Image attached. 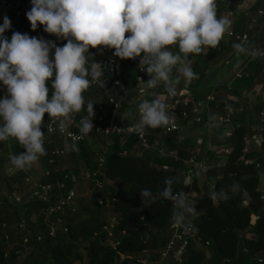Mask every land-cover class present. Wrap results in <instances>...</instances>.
Segmentation results:
<instances>
[{"label":"trees","instance_id":"1","mask_svg":"<svg viewBox=\"0 0 264 264\" xmlns=\"http://www.w3.org/2000/svg\"><path fill=\"white\" fill-rule=\"evenodd\" d=\"M259 1L237 17L233 29L239 33L248 31L252 37V49L264 48V15L258 14V11L264 12V4ZM23 2L29 11L31 0ZM215 3L217 18L221 12L236 7L235 0H215ZM255 12L256 17L252 15ZM10 20L12 27L4 33L9 40L13 31L36 37L37 30L33 31L23 18L14 20L12 17ZM220 43L221 40L218 48H211L218 55ZM167 48L171 51L173 45ZM113 53L114 49L102 46L90 47L85 53L89 71L92 63L108 62V66L101 71L99 78L103 87L99 82L91 83L83 94L84 108L79 113L70 114L74 121L88 115L89 101L93 109L106 113L108 119L116 113L120 120L128 111L133 114V122L139 119V68L131 59H120ZM140 57L143 59V54ZM256 64L262 69L264 58L257 55ZM145 67L147 69L148 65ZM154 76V73L146 72L145 79L148 82ZM248 77H251L250 71L244 72L237 81L249 82ZM54 78L47 82L49 98ZM88 78L92 81L91 75ZM237 89L235 86L231 93L236 94ZM0 90L6 91L2 82ZM150 93L151 101L157 100L152 88ZM199 97H195L196 101ZM238 105H243L252 119L255 114L260 115L261 142L257 148L252 149L254 139L249 123L236 124L231 132V145L227 147L229 152L221 149L218 153L199 149L176 133L163 135L160 128L145 126L152 132L150 143L155 148L150 151L153 157L140 153V140L130 134L94 135L101 139L102 146L110 142L103 155L94 149L88 139L69 146L58 133H50L46 129L45 123L50 120L46 113L41 125L45 148L42 156L47 159L51 176L43 177L41 181L47 183L64 179L68 186L73 185L77 198L71 206L76 210L66 207L63 217L68 230H61L52 236L49 225L55 216L46 221V210L51 203L31 199L32 186L26 182L22 172L16 175V180L1 176L0 195H20L22 199L7 200L0 208V234L3 236L0 241V264H264V100L256 97L250 101L246 98L245 103ZM194 117L191 112L184 122ZM250 117L246 116V119ZM14 146L16 152L26 150L17 140ZM56 148H67L66 155L70 152L75 154L88 171L80 175L78 169L70 171L61 167L64 156L57 157L55 163L50 164L48 160ZM160 148L175 150L180 160L164 156L159 152ZM191 156L206 162L199 176L201 180L195 177L190 185L191 189L201 194V198L187 201L200 214L193 217L185 213L188 216L185 227L176 235L173 218L178 209L174 201L164 198L162 193L169 187L165 182L171 180L172 193L180 191L186 195L189 187L180 188L176 169L185 168L184 160ZM3 159L1 157L0 162ZM66 175H69L68 179ZM97 180L104 183L103 188L98 189ZM234 182L240 187L235 188ZM142 189L148 190L150 195L142 196ZM96 191L105 200L104 204L98 202ZM245 192L251 197L246 204ZM212 193L216 194L215 201L211 199ZM225 194L230 198L224 200ZM113 218L116 221L111 235L105 226ZM188 227H191V232ZM192 233L196 237H191ZM39 235H42L40 240ZM184 239L187 244L183 249ZM171 241L174 242L173 248H169Z\"/></svg>","mask_w":264,"mask_h":264},{"label":"clouds","instance_id":"2","mask_svg":"<svg viewBox=\"0 0 264 264\" xmlns=\"http://www.w3.org/2000/svg\"><path fill=\"white\" fill-rule=\"evenodd\" d=\"M26 17L35 31L42 25L44 31L63 38L66 43L57 46L44 38L30 37L27 33L13 31L10 40L4 35L11 29L10 18L5 15L0 24V82L6 86L7 95L0 98V141L10 137L18 141L26 152L9 157L11 164L24 170L45 154L44 132L41 125L47 113L53 122L60 119L59 131L66 130L65 121L71 113L84 108V92L90 87L88 76L100 83V66L85 65V53L89 48L103 46L114 49L120 59H134L143 54L141 68L154 73L148 87H155L157 78L168 81L172 67L180 64L186 80L198 78V74L184 60L189 54L200 55L216 48L231 21L217 18L215 0H31ZM178 45L179 53L173 54L167 46ZM234 48L244 51L241 44ZM54 49L52 58L50 52ZM180 54H183V58ZM255 55V53H253ZM53 92L49 98L47 82L52 78ZM175 95L174 90H169ZM141 125L157 128L167 125L169 117L165 105L159 100L144 101L138 106ZM88 115L79 123L81 135L92 131L93 104L87 103ZM52 132L51 127L48 128ZM163 154V153H162ZM162 196L174 201L178 211L173 222L184 226L188 216H198L187 203L185 193L173 194L171 180L165 182ZM234 187L240 185L234 182ZM142 196L150 192L141 190ZM247 200L251 197L245 192ZM230 197L225 194L224 200ZM216 200V194H211ZM188 214V216L185 215Z\"/></svg>","mask_w":264,"mask_h":264},{"label":"crops","instance_id":"3","mask_svg":"<svg viewBox=\"0 0 264 264\" xmlns=\"http://www.w3.org/2000/svg\"><path fill=\"white\" fill-rule=\"evenodd\" d=\"M241 14L242 13L237 11V8L235 7L232 10L221 12L219 16L225 17L230 20L231 25L228 30H233L234 27H236L235 20ZM5 15H7L10 19L13 17V19L16 20L13 14L0 6V24L3 23V17ZM246 33L248 34V31H246ZM36 37L44 38L46 41H49L47 35L43 33L37 34ZM235 44L240 43L236 39L228 36L227 34H224L220 43V58H218L219 55L216 52L211 51V48L209 47L206 52H202L200 55L189 54V56L184 60L185 65H188L189 61L191 62L190 66L192 67V70L198 74V78L192 79L190 81L186 80L181 72L182 66L180 64H177L174 67V72L169 73L168 81L157 78L155 87H150L153 89L156 99H159L161 102L164 99V96L167 94V91L170 89L166 88L168 85H170V87H180L176 91H190L188 93H191L194 98L199 95L201 96L198 100L204 101V116L201 122L202 124L196 122L195 117L191 118L187 122H184L185 119L182 118V137L185 134L184 140L191 141L197 148L204 149L205 151L210 150L218 153L221 149H227V147L231 145L232 129L236 124L238 125L240 123L250 124L249 130L250 132H252L251 137H253L254 139L253 142H251V144L253 145L252 149H254L255 147L257 148V146L261 142L259 133V130L261 128L259 122L261 119L259 115L256 116L257 119H255V116L253 117L254 119H252V117H250V114L245 111L244 106L238 104H240L241 102L245 103L246 98H248L250 101L252 99L255 100L256 97L262 98V100H264V67L260 69L257 64L255 65V58L252 56V44L251 46H243L244 51L240 52H238L234 48ZM255 49L258 48L255 47ZM171 52H173V54L179 53L178 45H173V49L171 50ZM53 53L54 49L50 52L51 57L53 56ZM180 55L183 58V54ZM215 66L222 69L221 71H219V75L220 72H223L219 76V78H215L214 76H212V72L214 70L218 71ZM246 71L251 72V77H248L250 81L245 83H240V81H237ZM235 86L238 89L237 91H235L237 93L233 94L231 93V90L234 89ZM212 90H215L216 92H210ZM212 97L213 99L207 101L208 98ZM239 99L241 100V102L239 101ZM206 101L208 102V106H206ZM228 108L231 111L229 110L228 112H226ZM233 110L236 111L233 112ZM246 116H249L251 120L248 118L246 119ZM221 118H224V121H221ZM227 118L229 120H227ZM124 120L133 121V114L132 116L125 115ZM199 132L202 133V135L199 134ZM93 136L91 135V137ZM91 139H89V143L93 146L92 141H90ZM15 140L16 139L10 137L7 141H0V158L4 157V159L0 162V180L2 179L1 176H9V178H13L16 180V175L20 172H22L26 176V178L28 176H32L35 180H41L44 171L46 170V167L43 169V166H45V164L48 165L47 159H45L44 163H41V159L39 158L37 162L32 164L30 167H26L24 170L15 168L11 164V161L9 159L10 154L12 152H16L14 146ZM95 140L101 142V139L99 137H95ZM1 142L4 143V151H1ZM109 145L110 142L107 141V145H103L104 147H102L105 150L107 147H109ZM138 150L142 154L147 153L148 156L153 157V152H151L150 150H142V148ZM61 164V167L63 166L64 168V164L62 161ZM176 170V176L178 180L179 172H181V174L187 180L185 184L180 186V188L183 186L189 187L186 193L187 200L195 201L201 198L200 193L190 188L192 176L189 175L186 168H183L180 171H178V169ZM85 171L88 170L84 168L82 170V173ZM263 180L264 173L262 172V185L264 187ZM3 192H6L5 188H3ZM179 192L180 191H178L177 193Z\"/></svg>","mask_w":264,"mask_h":264},{"label":"built area","instance_id":"4","mask_svg":"<svg viewBox=\"0 0 264 264\" xmlns=\"http://www.w3.org/2000/svg\"><path fill=\"white\" fill-rule=\"evenodd\" d=\"M0 6H2L5 10L13 14L15 19L23 18L25 20V23L28 26H31L29 20L26 17L27 9L24 6L23 0H0ZM37 34H45L47 35V38L49 41L55 42L57 46H63L64 43H66V40L63 38H57L54 34H49L44 31V28L42 25L38 24L37 27ZM228 36L236 39L242 46H251L252 39L247 33H239L235 32L232 29H229L225 32ZM103 47V46H102ZM106 49H109L107 47H104ZM218 48V46L216 47ZM213 48V49H216ZM111 49V48H110ZM255 55L264 58V48L263 49H253L252 50ZM141 57H136L134 59H131L132 62L136 63V65L139 68V75L137 78V82L139 85V95L141 98V102L147 101L151 103V93H150V87H148V82L145 79V74L147 72V69L145 65L143 68H141ZM100 66V71H103L108 66V62H102L98 64ZM87 67V63L85 65ZM174 69V66L172 67V71ZM173 73V72H172ZM96 83V81H90V84ZM173 90V89H171ZM175 91V95H171L170 91L167 92V94L164 96V99L162 100V103L165 105V113L169 117V123L167 125L162 124L158 126L157 128H160V132L163 135H168L169 133H176L177 135L182 136L183 134V128H182V118L187 119L190 116V113L193 112L195 114V120L198 123H201L203 120L204 115V101L197 100L193 97L191 93H188L190 91ZM7 95L6 91L0 90V98H3ZM213 99L208 98L207 101ZM206 101V106H208V102ZM93 116L94 119L91 120L93 124L92 131L87 135H81L80 129H79V121H74L71 117H69L65 123H66V130L61 133L59 131V123L60 119L57 118L55 120V123L53 122V118H50L48 122L45 123V127L48 130L49 127L53 129L50 133H58L69 146L71 145H77L84 140L88 139L91 135H106L110 136L111 134H130L135 135L140 140L142 149L144 150H153L155 147L150 143V136L151 131L147 129L144 125H141L140 119L141 114L139 112V119L136 122L133 121H126L124 118H121L120 120L117 119L116 113L111 115V117L108 119L106 113H100L97 109H93ZM221 121H224V118L220 119ZM227 120H229L227 118ZM120 121V122H119ZM2 118H0V124H2ZM160 153H163L164 156L173 157L176 161L180 160V157L178 156L177 152L175 150H164V149H158ZM26 150L21 152H12L10 156L12 155H20L22 153H25ZM67 148H56L52 151V155L49 158V163L54 164L57 157H62L66 155ZM226 152H229V148L226 149ZM9 156V157H10ZM103 161V159H101ZM185 168L189 175L192 176V179L195 177H199L201 174V171L205 169L206 162L205 160H200L197 158V156H191L189 159L184 160ZM51 176V169H46L44 171L43 177H50ZM41 178V180L43 179ZM66 179L69 178V175L65 176ZM41 180H35L34 177L28 176L26 178V182L32 186L31 189V199L32 200H41L46 203H51L48 209L46 210V221L50 218V216H55V220H53L49 225V231L50 235L54 236L57 232L63 230L67 231L68 228L64 226V217L63 214L66 210L67 206H71L72 201L76 200L77 194H76V188L73 185L68 186L67 182L64 179H58L55 182H47L43 183ZM98 189H101L104 187V183L102 181L97 180L96 181ZM95 196L100 204H104L105 200L99 195V192H95ZM22 197L20 195L13 196L9 194H2L0 195V208L5 204L7 200H16L21 201ZM188 201V200H187ZM73 210H76V207L71 206ZM116 219L113 218L109 225L105 226V229L110 232L112 235L113 228L115 226ZM184 226H177L174 224V228L176 231V235H178V232L181 228ZM191 232V227L187 228ZM191 236L196 237L194 233L191 234ZM9 238V236H6ZM42 238V235L38 236V240ZM3 239V236L0 234V241ZM27 241V239H25ZM187 244L186 239L183 241V249L185 248ZM174 242L171 241L169 244V248H173ZM5 256H8V252L5 253Z\"/></svg>","mask_w":264,"mask_h":264},{"label":"rangeland","instance_id":"5","mask_svg":"<svg viewBox=\"0 0 264 264\" xmlns=\"http://www.w3.org/2000/svg\"><path fill=\"white\" fill-rule=\"evenodd\" d=\"M257 1H259V0H235V4H236V8H237V11H239L240 13H244L246 10H249L250 8H252V6L253 5H255V4H257ZM260 1H262L261 2V5L262 4H264V0H260ZM259 1V2H260ZM264 6V5H263ZM256 12L255 13H252V15L254 16V17H256ZM258 14H260V15H264V12L263 11H258ZM259 18H261V16H258ZM218 18H220V16L218 17ZM252 56L254 57V58H256V55H253V52H252ZM50 58H52L51 57V54H50ZM215 68H217L218 69V71L217 70H214L213 72H212V76H214L215 78H219V76L223 73V72H220V75H219V71H221L222 69L220 68V67H217V66H215ZM166 88H170L169 90H171V89H173V90H178L180 87H170V85H168ZM166 88H164V89H166ZM168 90V91H169ZM167 91V92H168ZM216 92L215 90H212V91H210V92ZM230 109L228 108V110L226 111V112H228ZM231 111V110H230ZM236 110H233V112H235ZM239 112V111H238ZM125 115H130V116H132V114H131V111H128V112H126L125 113ZM258 114H255L254 116H255V119H257L256 118V116H257ZM259 117H260V115H259ZM199 134H201L202 135V133H200L199 132ZM93 136V135H92ZM178 136H180V135H178ZM185 134L183 135V137H182V139H184L185 137ZM207 137V136H206ZM94 139V140H92V139ZM181 138V137H180ZM89 139H91L90 141H92V144H93V147L95 148V150L97 151V152H99L100 154H104V149H103V147H102V142H100V141H98V140H95V137L93 136V137H91V136H89L88 137V140ZM2 143V146H1V148H2V150L1 151H4V143L3 142H1ZM251 144L249 143V146H250ZM40 159H41V163H44V161H45V156H41V157H39ZM61 161L63 162V164H64V168H67V169H69L70 171H75L76 169H78V170H80L79 172H80V175L82 174V170L85 168L84 167V165H83V162L82 161H80V160H78L77 158H76V155L75 154H73L72 152H70V153H68L67 155H64V157H63V159H61ZM47 164H45V166H43V169L46 167V169H49L50 168V166H49V164L46 166ZM42 169V168H41ZM180 170H182V169H178V171H180ZM262 172L264 173V166H263V169H262ZM178 177H179V184H180V186H182L183 184H185L186 182H187V180H186V178L181 174V172H179V174H178ZM199 179L201 180V178L199 177ZM193 180V179H192ZM264 181V180H263ZM192 237V236H191ZM198 246H200L201 247V245H198Z\"/></svg>","mask_w":264,"mask_h":264},{"label":"water","instance_id":"6","mask_svg":"<svg viewBox=\"0 0 264 264\" xmlns=\"http://www.w3.org/2000/svg\"><path fill=\"white\" fill-rule=\"evenodd\" d=\"M177 209V208H176Z\"/></svg>","mask_w":264,"mask_h":264}]
</instances>
